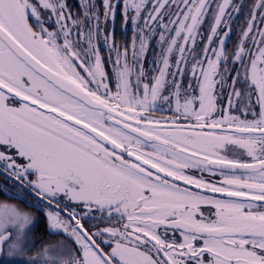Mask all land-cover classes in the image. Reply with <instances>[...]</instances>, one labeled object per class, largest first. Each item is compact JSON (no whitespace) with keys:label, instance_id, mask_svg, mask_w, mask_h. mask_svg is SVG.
I'll return each instance as SVG.
<instances>
[{"label":"snow or ice","instance_id":"obj_1","mask_svg":"<svg viewBox=\"0 0 264 264\" xmlns=\"http://www.w3.org/2000/svg\"><path fill=\"white\" fill-rule=\"evenodd\" d=\"M243 8L0 0V194L35 210L0 203L6 264H264V0L233 44Z\"/></svg>","mask_w":264,"mask_h":264},{"label":"flooded vegetation","instance_id":"obj_2","mask_svg":"<svg viewBox=\"0 0 264 264\" xmlns=\"http://www.w3.org/2000/svg\"><path fill=\"white\" fill-rule=\"evenodd\" d=\"M237 3H242L244 5V8L242 10V13L239 17H234V24L233 27L237 29V34L232 36V43L234 44L237 40L238 36V27L240 25H243L245 20L247 19V14H248V6H250L253 3V0H237ZM122 23V24H120ZM120 24V28H119ZM116 39L119 42L122 43H131L132 36H133V31L131 27L125 28L122 19L117 20L116 23ZM232 47V44H229V48ZM103 51V50H102ZM103 54H106V52H103ZM155 55V53H150L149 54V63L151 62V57Z\"/></svg>","mask_w":264,"mask_h":264},{"label":"trees","instance_id":"obj_3","mask_svg":"<svg viewBox=\"0 0 264 264\" xmlns=\"http://www.w3.org/2000/svg\"><path fill=\"white\" fill-rule=\"evenodd\" d=\"M71 2L74 4V3H76V0H71ZM120 24H122V23H120ZM120 24H119V28L121 27ZM0 179H2V178H0ZM0 201L14 203L15 205H17L18 207H20L23 210L35 212V210L29 208L27 204H23L20 201L15 200V199H9L7 196H5L3 194H0ZM41 231H43V229H41ZM32 254H34V253H30V255H32Z\"/></svg>","mask_w":264,"mask_h":264},{"label":"rangeland","instance_id":"obj_4","mask_svg":"<svg viewBox=\"0 0 264 264\" xmlns=\"http://www.w3.org/2000/svg\"><path fill=\"white\" fill-rule=\"evenodd\" d=\"M0 203L14 204L10 202H2V201H0ZM20 259L21 258L16 259V264H19ZM7 261H9V258L6 255H0V264H6Z\"/></svg>","mask_w":264,"mask_h":264}]
</instances>
